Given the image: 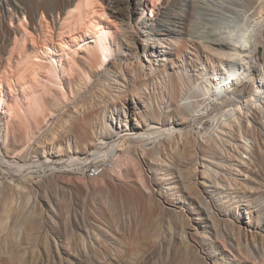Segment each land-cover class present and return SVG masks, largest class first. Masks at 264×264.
<instances>
[{
  "label": "bare ground",
  "instance_id": "obj_1",
  "mask_svg": "<svg viewBox=\"0 0 264 264\" xmlns=\"http://www.w3.org/2000/svg\"><path fill=\"white\" fill-rule=\"evenodd\" d=\"M104 1L119 22L97 0H0V241L15 230L18 240L44 235L50 259L65 261L38 232L52 185L41 174L60 187L58 174L75 173L88 181L68 192L98 195L113 221L125 206L139 228L164 208L208 260L222 255L214 243L226 244L230 256L214 264L236 258L250 238L264 245L246 227L251 217L244 226L241 196L264 164V0ZM20 16L35 36L30 45L17 40ZM250 41L263 48L256 59ZM87 218L98 260L100 235L115 237L111 219L103 217L104 229Z\"/></svg>",
  "mask_w": 264,
  "mask_h": 264
},
{
  "label": "rangeland",
  "instance_id": "obj_2",
  "mask_svg": "<svg viewBox=\"0 0 264 264\" xmlns=\"http://www.w3.org/2000/svg\"><path fill=\"white\" fill-rule=\"evenodd\" d=\"M97 1L100 3L103 2L106 8V11L108 15L111 17V19L119 22V20H117L116 17L118 16L120 17V15H119V12H117V10L115 9L113 10L112 6H115L113 3H110L104 0H97ZM100 3H98L99 6L97 7L96 5L88 6L87 10L89 9V10L95 11L96 8L103 7L100 5ZM152 7L153 6L150 5V9ZM147 14L148 16H151V11L148 10L146 12V15ZM92 15L94 17V14H91V17ZM27 17L28 15H26L25 18ZM261 17H262L261 21H264V11L261 13ZM25 18L23 16H20L19 19L22 21L15 20L14 25H18L21 22L20 31H19L20 34L18 33V38H21V40L17 38L18 42L23 43L24 41V42H28L26 43V45H30V42L31 41L33 42V39H35V36L32 35L33 31L31 28H29L30 25L28 24L26 25V22L24 20ZM138 19H139V14L134 15L132 19V23L136 24ZM21 28H23L22 29L23 31L21 30ZM55 28H56L55 31L58 32L59 25L57 22L55 24ZM24 31L26 32V34ZM44 31L46 35L49 33V30L48 32H46L47 27H46V30ZM251 31L254 32V28L251 29ZM45 33L44 35L43 33L42 34L39 33L42 36L38 38L39 40L38 44H41L45 41V38H46ZM66 35L68 36L70 34H66ZM24 38L26 40H24ZM43 38H44V41H43ZM250 46H251L255 59L258 58L263 48L258 43L252 42V41H250ZM39 48L41 50V47ZM36 87L37 89L43 88L41 84H38ZM17 95L19 96V94ZM12 97L10 93H8V98L10 100L12 99ZM11 101H14V98ZM125 146L126 148L128 147V145H125ZM123 154H124L123 151L120 152V155H123ZM23 164L25 166L26 161ZM88 170H86V172L88 171L87 175L94 174L93 169L91 170L88 168ZM257 171H259L260 174L259 173L254 174L251 177L250 181H248L249 183L248 185L252 187L253 190L246 191L244 194H241V196L244 197V200L247 201V203H249V206L247 207L243 206V209H246V213L250 212L248 216L245 214L242 217V221L245 226V222H247L248 220L247 217H251L252 223L248 225L246 224V227L249 226L248 229H251L249 233L252 232V233H255L256 235L264 237V164ZM41 175H43L42 181L44 183L46 184L51 183L52 185L50 186L49 188L50 191L45 196V200H44V205H45L44 214L45 215L43 217L48 220V224L45 225L43 229L40 228L38 232L42 233L45 231V233L47 232L50 235L49 236L50 238L48 237V240L51 243H53L54 246L55 245L59 246V249L61 250L60 253L61 255H63L62 257L65 258V261L59 259V256H58L59 254H57L55 263L52 261V259H50L51 257L48 256L49 254H47L46 252V248H45L46 238H44L45 237L44 235H40V237L33 239V241L25 238L24 236L22 237L23 239L18 240L17 239L18 231L15 230L16 232L14 233L15 236L14 237L12 236V237L15 238L17 241L13 239L12 237H10V239L8 238L9 240L7 238L2 240L3 242L0 241L1 242L0 256H3L2 258L4 260L3 259L2 260L4 261V264H18V263L19 264H22V263L23 264H201L202 259H203L202 264H206V263L214 264V261H215L214 259L221 260V258L225 255H227L228 257L230 256V254L228 253L230 249L226 244L222 242L224 244V247H223V245L221 246L219 243H214V246L216 245L215 247L218 250L221 249L219 252H221L222 255H218V258H214L213 260H208L206 258L207 255L201 252L199 253L201 248L196 243L193 242L189 244L188 241L186 242V240L182 239L180 235L179 236L177 235L176 229H173L176 227L177 219L174 217V215L169 210L168 211L166 209L164 210V208H161V210L158 209L156 216L153 217L154 219L148 218L145 220L146 221L145 225L143 224V225H140L141 227L139 226V228L138 227L136 228V226L133 223V220L135 217L134 211L130 209L128 210L127 207L122 206V207H119L117 211L115 210V213L119 212L116 214L119 215L121 213L120 214L121 216L119 215L120 216L119 220L113 221L109 217L110 214L107 211H105L104 208H102V202H101L102 199L98 195H95L92 198L91 195L87 194L86 191H84L83 189H80L79 191L75 192L76 194L74 193L75 195L72 196L67 190L68 188L73 187L72 184L77 183V184H80V186H82L81 184H83L85 181L86 182L88 181V180H85V178H83L82 175L75 174V173H64L62 175L58 174L57 176L58 183H60L59 185L63 189L66 188L65 190H63L62 188L58 186L55 187L54 185L55 179L53 180L52 177H50L48 173L46 175L44 174H41ZM136 176H135V179H138L137 180L138 183L140 182L144 183V181L138 178V175ZM98 180L100 181L101 179H98ZM97 181L96 182L93 181L92 184L95 185L96 183L97 184L96 187H98L99 190H103L107 186V182L105 180L104 181L102 180L100 182L99 181L97 182ZM143 183H140V184H143ZM120 196L122 200L124 201L126 200V197H125L126 195H120ZM88 203L92 205L91 207L92 211L87 207ZM255 208L257 210L254 212ZM92 216L94 219H96L97 221L103 224L104 229H105L104 227L105 224L103 221V217L106 216V218H110L111 220H109V224L107 225L115 236V237H105L103 235H100V241L97 242L95 246L99 254L98 260L93 258V253H92L93 247L91 246V241L88 238H86L88 236L87 230L91 229L90 226H88V220L86 219H88L87 217L92 218ZM118 221H119L120 226L118 225ZM94 231L95 229L93 230V232ZM136 231H137L138 236L136 235ZM96 233L98 232L96 231ZM82 236H84L83 239H82ZM18 241H20V243ZM83 241H86V243H84ZM17 244H18V247H17ZM209 246L211 245L210 244L206 245V247H209ZM240 248L241 249L243 248V251ZM240 248L239 247L235 248V253L237 257L236 258L230 257L227 263L225 264H264V245H262L261 243L255 244L254 241L250 238L248 239V241H245V243ZM17 256H18V260H17ZM201 256L204 257L206 260L202 258ZM6 258H9V259H6ZM5 259H6V263H5ZM69 259L72 261H69Z\"/></svg>",
  "mask_w": 264,
  "mask_h": 264
},
{
  "label": "built area",
  "instance_id": "obj_3",
  "mask_svg": "<svg viewBox=\"0 0 264 264\" xmlns=\"http://www.w3.org/2000/svg\"><path fill=\"white\" fill-rule=\"evenodd\" d=\"M94 173H96V172L94 171Z\"/></svg>",
  "mask_w": 264,
  "mask_h": 264
}]
</instances>
